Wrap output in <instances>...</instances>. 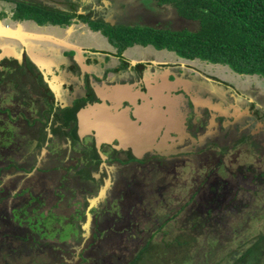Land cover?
<instances>
[{
  "label": "flooded vegetation",
  "instance_id": "1",
  "mask_svg": "<svg viewBox=\"0 0 264 264\" xmlns=\"http://www.w3.org/2000/svg\"><path fill=\"white\" fill-rule=\"evenodd\" d=\"M0 21L20 42L0 45L4 246L130 264L179 217L167 248L264 217V76L158 47L153 32L199 29L173 1L0 0ZM10 21L81 29L54 53Z\"/></svg>",
  "mask_w": 264,
  "mask_h": 264
},
{
  "label": "trees",
  "instance_id": "2",
  "mask_svg": "<svg viewBox=\"0 0 264 264\" xmlns=\"http://www.w3.org/2000/svg\"><path fill=\"white\" fill-rule=\"evenodd\" d=\"M161 1H173L180 13L198 20L200 24L199 29L194 32L187 30L153 32L151 40L158 47L168 46L184 56H199L213 61L226 62L240 71L258 72L264 76V0ZM21 8H24V5H21ZM35 15L27 12L25 16ZM40 22L45 23L46 20L43 19ZM52 22L61 23L62 20L56 18ZM127 43H131V40ZM228 227L230 224L223 222L222 228L224 229L220 234V239L217 234L209 233L210 240L215 238L216 243L211 242L206 246L198 245L193 257L189 254L191 251L187 250L186 258H189V255L192 259H198L201 264H264V231L255 232L253 237L243 239L238 247L231 250L218 249L224 248L219 245L223 234L230 238L231 234L239 233L231 232V229L227 230ZM232 227H234L233 224ZM195 234L189 232L191 242L188 241L192 246L196 240ZM179 238L176 242L182 244ZM9 247V245L4 246V241L0 243V264H54L55 262L47 249L39 251L38 249L19 250L15 248L12 250ZM154 247L155 245L149 242L130 264H168V259L165 258L168 250L164 248L167 246L162 244V247H159L158 251L151 256L150 253ZM161 250L163 251L160 252ZM40 254H46V256L39 257ZM216 254L219 255L218 258ZM149 257L151 260L146 261ZM24 258L26 259L23 260ZM175 258L176 263L181 259L180 264H187L183 260L184 256Z\"/></svg>",
  "mask_w": 264,
  "mask_h": 264
},
{
  "label": "rangeland",
  "instance_id": "3",
  "mask_svg": "<svg viewBox=\"0 0 264 264\" xmlns=\"http://www.w3.org/2000/svg\"><path fill=\"white\" fill-rule=\"evenodd\" d=\"M28 24V23H27ZM76 28H78V31H80V27H78L77 25L73 24ZM79 25V24H78ZM31 27V26H30ZM47 27V26H45ZM53 30V32H57L58 30H55V29H58L57 27L56 28H53V27H50L49 29L48 28H34V30H37V31H46V30ZM57 49L59 48L58 46L56 47ZM63 47H61L60 49H62ZM256 203L258 204L257 206V209H260V212L262 211L261 208H264V193L263 195H259L258 196V200H256ZM174 204L176 205V201L174 202ZM254 217H257V216H254ZM186 219V218H185ZM185 219L183 217H179L177 218V220L174 222V225H173V229H172V232L169 233L168 235H164V233H157L155 234V237H154V241H156L157 244H155V247L153 248L152 252L150 253L151 256L154 255V252H157L158 248L159 247H162V244L160 243L161 239L163 237H165L166 240H170L171 239H174V238H178L180 237L179 239L181 240L182 239V232H181V227L182 226V223L185 222ZM246 219V218H245ZM244 224V227L243 229L239 230V233L234 235V234H231L230 238H228L226 236V234H223L225 236H223V239L221 240L220 244L221 246H223L224 248H218V249H226V250H231L233 248H236L239 246V243L243 240V239H250L251 237H253V234H255V232H258V231H264V217H258V219L256 220H253V218L249 219L248 221L246 220ZM196 235V240L192 243L193 246L191 244L188 245V247H186L185 245H182V246H176L175 248H167V247H164L165 250L167 249L168 252H166V255H165V258H167V263L168 264H180V262H182V260L180 259L178 263H176V258L177 256H184V262H187V264H201L200 261L198 259H192L193 257V253L195 251V249L197 248L198 245H203V246H206L208 245L209 243H211L210 241H208V238L210 236V234H208V232H206V234H195ZM190 238V237H189ZM191 239V238H190ZM229 239V240H228ZM160 241V242H158ZM160 244V246H159ZM177 244V243H175ZM184 244V243H183ZM212 245L214 246V244L212 243ZM163 249V248H161ZM187 250H190L191 252L189 254L192 255V257H190L188 255L189 258H186V254H187ZM163 250H161L160 252H162ZM123 252V253H122ZM120 251L119 249H115V250H108V252L105 253L108 254L107 256H109V259H104L103 261L99 260L101 259L100 257H103V255H101L100 257H93L92 258V261L90 262V264H96L95 261H99L98 264H123V260L119 259L118 260V255H121L124 257L125 261H128L129 258H130V251ZM74 255H75V252H72ZM196 253V252H195ZM194 253V254H195ZM115 255L116 256H112V255ZM221 254V253H220ZM217 258L219 257L218 254H216ZM46 254H40L39 257H45ZM159 256V255H158ZM161 256V254H160ZM73 258V256H71ZM72 258H69L70 262L73 263V264H78L80 262V260H75V259H72ZM154 258V257H153ZM26 258H24L23 260H25ZM21 260V261H23ZM151 260V258L149 257L148 259H146V261H149ZM83 261V260H82ZM81 261V263H82ZM118 261L120 263H118ZM24 262V261H23ZM83 264V263H82ZM86 264H88L86 262ZM140 264V263H138ZM147 264H151V263H147Z\"/></svg>",
  "mask_w": 264,
  "mask_h": 264
},
{
  "label": "crops",
  "instance_id": "4",
  "mask_svg": "<svg viewBox=\"0 0 264 264\" xmlns=\"http://www.w3.org/2000/svg\"><path fill=\"white\" fill-rule=\"evenodd\" d=\"M9 22V21H8ZM6 21H0V28L2 29H6V25L7 23ZM11 25L10 28L12 29V31H18L21 32L22 34H24V39L20 41L22 43H26V45H28V47L30 48H35L38 47L39 45L45 44L48 45L51 50H53L54 53H58L57 51H61V47L66 48V47H71V39L73 38V33H74V29L73 28H68L66 31L63 29H55L58 30L57 32H53L54 29H50V30H44L42 32L34 30V28H37L38 26L33 25L32 23H28V22H16V21H10ZM28 23V24H27ZM31 26V27H30ZM52 26H43V27H39V28H50ZM56 28V27H53ZM59 34H63L65 38H60ZM18 38V37H17ZM61 39V40H60ZM61 42L62 46L60 48H56L57 47V42ZM3 44L4 46H12V48L14 47V45H19L20 42L18 39H16L14 37V35H0V45Z\"/></svg>",
  "mask_w": 264,
  "mask_h": 264
},
{
  "label": "water",
  "instance_id": "5",
  "mask_svg": "<svg viewBox=\"0 0 264 264\" xmlns=\"http://www.w3.org/2000/svg\"><path fill=\"white\" fill-rule=\"evenodd\" d=\"M36 23V22H35ZM38 25H40V26H45V25H41V24H38ZM50 26H54V27H58V28H62L61 27V25H59V24H55V25H50ZM75 27L76 26H74V25H71L70 26V28H73L74 29V31H75ZM0 34L1 35H5V34H9V35H12V34H15V32L14 33H12V32H10V31H5V30H3L2 28H0ZM18 36L17 37H19L21 40H23L25 37H24V34H22L21 32H18V33H16ZM102 40V39H101ZM26 44V43H25Z\"/></svg>",
  "mask_w": 264,
  "mask_h": 264
},
{
  "label": "bare ground",
  "instance_id": "6",
  "mask_svg": "<svg viewBox=\"0 0 264 264\" xmlns=\"http://www.w3.org/2000/svg\"><path fill=\"white\" fill-rule=\"evenodd\" d=\"M3 30H5V29H3Z\"/></svg>",
  "mask_w": 264,
  "mask_h": 264
}]
</instances>
